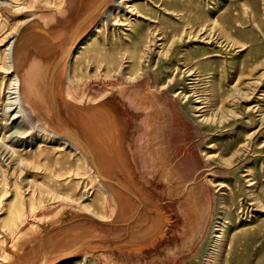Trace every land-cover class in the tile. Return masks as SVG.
<instances>
[{
    "label": "rangeland",
    "instance_id": "374dc122",
    "mask_svg": "<svg viewBox=\"0 0 264 264\" xmlns=\"http://www.w3.org/2000/svg\"><path fill=\"white\" fill-rule=\"evenodd\" d=\"M75 1L0 0V264H264V0ZM37 12L51 113L6 55Z\"/></svg>",
    "mask_w": 264,
    "mask_h": 264
},
{
    "label": "bare ground",
    "instance_id": "6f19581e",
    "mask_svg": "<svg viewBox=\"0 0 264 264\" xmlns=\"http://www.w3.org/2000/svg\"><path fill=\"white\" fill-rule=\"evenodd\" d=\"M111 3H113V0ZM103 4L104 3L101 2V3L97 4L94 8H92L91 10L89 9L88 12L86 13L87 17L84 18V20L80 22V24L78 25V28L82 27L85 24V22L87 21V19L89 18L90 14L97 12L103 6ZM76 5L77 4L74 2L69 4L68 5V12L71 14H74V12L77 9ZM114 10H117V9H114ZM107 14L108 13H106L104 16H102L103 17L102 21H103V23H106V24L109 22V17L106 16ZM30 16H31V18L28 19L18 29V31L15 32L9 38L8 47L6 49V55H7V57H9L8 64H9L10 73L12 75L13 85H14V87L12 89L13 90L12 94L16 95V97H14L13 100H16L15 104H16V102H18V104L32 103V106L34 108H39L40 110L44 111L45 113H51L53 110L52 109L53 106H52V104H49V107H47L45 105V99L46 98L44 99L43 97H44L45 88H48V95L51 92V89H53L55 76L54 77H52V76H53L54 70H56V72H57V68H58L59 64H57V66H56V64L53 66V62L55 61L54 60L51 63L52 65L48 66V64H46V63L44 64L43 62H41L39 60L37 52L39 51L40 47H42L46 50L48 49L47 42L43 41L41 38V30L46 29L49 26V24H47V21L38 20V19H41V16H42V14L39 12L33 13ZM54 18L55 17H53V19ZM70 18H71V16H70ZM64 21L65 20H61L62 23ZM65 22H67V21H65ZM55 25H57V24H55ZM29 52L31 53V57L29 59V62L27 65L22 66L21 65V58ZM73 56H74V54H73ZM68 70H69V65H68L67 71ZM46 85H47V87H46ZM42 89H43V91H42ZM55 103H56V101H55ZM52 137L62 141L63 144H65L68 147L75 150L77 153H79V155L86 156L85 152L82 149H80L72 140L67 139L61 135H52ZM85 159H86V157H85ZM102 190L104 192L108 193L107 188H102ZM124 220H126V219H124ZM120 221L122 222V220H120Z\"/></svg>",
    "mask_w": 264,
    "mask_h": 264
},
{
    "label": "crops",
    "instance_id": "0c3cea01",
    "mask_svg": "<svg viewBox=\"0 0 264 264\" xmlns=\"http://www.w3.org/2000/svg\"><path fill=\"white\" fill-rule=\"evenodd\" d=\"M117 146H118V145L113 144V148H117ZM119 151H120V150H119ZM123 154H124V152H123V150H122V152H121V158L119 159L120 162H121V161H124ZM63 239H64V238L60 239L59 241H62Z\"/></svg>",
    "mask_w": 264,
    "mask_h": 264
},
{
    "label": "water",
    "instance_id": "95a60500",
    "mask_svg": "<svg viewBox=\"0 0 264 264\" xmlns=\"http://www.w3.org/2000/svg\"><path fill=\"white\" fill-rule=\"evenodd\" d=\"M55 74H56V70H54V72H53V76H52V77H54ZM53 90H54V86H53L52 92H53Z\"/></svg>",
    "mask_w": 264,
    "mask_h": 264
}]
</instances>
